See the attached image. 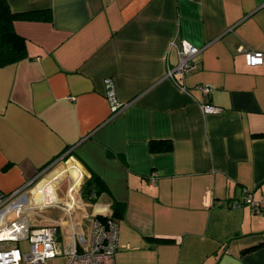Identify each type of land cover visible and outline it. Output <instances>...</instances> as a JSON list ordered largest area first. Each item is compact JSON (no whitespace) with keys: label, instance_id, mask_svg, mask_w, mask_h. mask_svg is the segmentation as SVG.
Instances as JSON below:
<instances>
[{"label":"crops","instance_id":"crops-1","mask_svg":"<svg viewBox=\"0 0 264 264\" xmlns=\"http://www.w3.org/2000/svg\"><path fill=\"white\" fill-rule=\"evenodd\" d=\"M6 1L26 51L0 66V194L69 151L16 199L59 201L26 215L59 226L62 256L119 202L114 264H264V212L245 202L264 201V0ZM181 40L199 49L189 92L166 76ZM105 78L126 103L114 115ZM150 140L171 149L151 153ZM91 174L105 186L94 201L78 188Z\"/></svg>","mask_w":264,"mask_h":264},{"label":"built area","instance_id":"built-area-1","mask_svg":"<svg viewBox=\"0 0 264 264\" xmlns=\"http://www.w3.org/2000/svg\"><path fill=\"white\" fill-rule=\"evenodd\" d=\"M171 47L176 50L177 61L174 65L167 67L166 76L181 90L189 92L183 80L196 68L194 56L199 52V49L185 40H181L178 43L172 41ZM241 51L248 66H257L263 63V53L261 51L248 50L246 48ZM103 83L105 88L104 96L109 103L111 114L114 115L126 106V103H122L117 99L115 88L110 78H105ZM196 89L203 96H208L212 87L208 84H199ZM199 106L204 113L220 111L218 106L211 104L209 101H201ZM68 154L69 151L64 152L51 162L49 166H46L42 172L11 193L0 194V210H4L3 225L0 227V264H46L48 259L62 256L65 253L62 244L58 240V225L32 226L26 215V211L30 209L49 205L57 206L59 201L47 195L46 192H43L45 197H43L44 201L41 204H34L31 201L28 204L19 206L16 199L22 194H28L32 189L31 187L36 185L37 179L46 169L60 160H66ZM81 185L78 187L79 190ZM245 202L251 205L253 212H264L263 200L255 202L247 197ZM66 210H70V208L67 206ZM10 212H15L16 214L15 218L8 221L7 216ZM104 217L105 219L103 220L97 217L91 219L85 249L79 250L75 243L72 244L66 252L68 257L66 264H114L113 258L118 241V224L110 215ZM21 239H28L29 241L27 252L21 253L17 245L9 243L10 240L17 242Z\"/></svg>","mask_w":264,"mask_h":264},{"label":"trees","instance_id":"trees-1","mask_svg":"<svg viewBox=\"0 0 264 264\" xmlns=\"http://www.w3.org/2000/svg\"><path fill=\"white\" fill-rule=\"evenodd\" d=\"M22 16L24 15L12 13L6 0H0V66L14 63L25 55L26 41L23 36L13 29L14 19ZM148 146L151 153L167 152L171 149V142L169 140H150ZM103 191H105V186L102 180L94 174L86 178L80 187L81 196L91 201L96 200ZM122 210V203L113 202V212L110 216L113 219L116 216H121ZM96 217L101 220L105 219L104 216ZM164 240L170 239L166 238Z\"/></svg>","mask_w":264,"mask_h":264},{"label":"rangeland","instance_id":"rangeland-1","mask_svg":"<svg viewBox=\"0 0 264 264\" xmlns=\"http://www.w3.org/2000/svg\"><path fill=\"white\" fill-rule=\"evenodd\" d=\"M11 245H17L21 251V253L27 252L29 249V241L28 239H21L17 242H11ZM68 258L64 256H58L53 259H48L46 264H66Z\"/></svg>","mask_w":264,"mask_h":264}]
</instances>
